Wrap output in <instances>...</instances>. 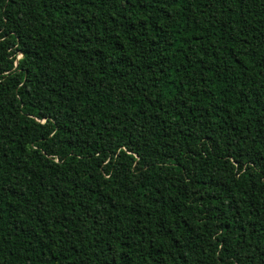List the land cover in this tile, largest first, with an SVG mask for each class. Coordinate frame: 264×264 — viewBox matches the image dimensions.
Returning a JSON list of instances; mask_svg holds the SVG:
<instances>
[{"label":"trees","instance_id":"1","mask_svg":"<svg viewBox=\"0 0 264 264\" xmlns=\"http://www.w3.org/2000/svg\"><path fill=\"white\" fill-rule=\"evenodd\" d=\"M0 264H264V0H0Z\"/></svg>","mask_w":264,"mask_h":264}]
</instances>
